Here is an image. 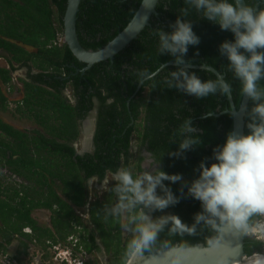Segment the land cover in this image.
<instances>
[{"label":"trees","instance_id":"obj_1","mask_svg":"<svg viewBox=\"0 0 264 264\" xmlns=\"http://www.w3.org/2000/svg\"><path fill=\"white\" fill-rule=\"evenodd\" d=\"M68 0H0V56L5 67H0V112L14 105V114L29 121L37 129L18 130L0 119V165H4L11 176L28 183L18 186L14 181L0 175V254L7 253L13 239L17 237L25 254L26 241L50 239L57 242L48 230L36 227L31 218L34 209L42 208L54 212V229L58 240L64 241L70 234V223L78 222L72 208L57 196L54 186L75 207L84 203L83 183L92 177L102 180L109 170L129 165L133 158L135 172L140 171L143 161L140 151L145 150L152 159H159L160 170L167 174H180L184 181L191 182L198 176V165L210 159L212 149L224 142L232 132V118L228 114L204 118L205 112L213 110L219 114L229 108L226 98L210 96L196 100L163 83L164 72L155 81L141 87L135 83L137 69H154L159 64L173 63L167 55L156 54L157 42L152 30L169 31L168 25L176 19L184 0H159L157 16L138 38L118 53L112 63L93 65L84 74L85 67L71 54L65 44L54 46L58 35L63 34V16ZM256 7H264V0H249ZM141 0H81L76 19V34L85 50H98L115 38L132 20ZM192 21L193 31L200 37V44L189 46L186 60L194 66L206 65L223 74L233 85L232 100L238 110L242 97L237 83L225 71L227 61L220 56L218 46L232 40V34L221 31L194 11L187 17ZM198 55H194L197 53ZM25 68V78L12 82V73ZM176 67L167 66V71ZM202 80L215 79L214 75L201 70H192ZM69 91L73 104L65 96ZM15 93L18 100L10 99ZM93 100L99 104L92 155L76 156L72 147L78 139V121L83 120L93 108ZM110 100V104L106 102ZM249 108L252 106L249 100ZM191 117L198 128L201 144L184 153V158H170L168 153L176 150L178 137L175 130L181 122ZM244 116V134L246 133ZM135 141L137 152L131 155ZM134 172V173H135ZM174 194L181 196V184L164 182ZM159 192V189L157 190ZM186 192V188L184 189ZM56 207L58 211H53ZM200 211V204L191 197L181 196L180 202L162 212L150 213L153 218L168 212L178 216L186 224ZM93 223L98 225L93 215ZM261 217H253L252 227ZM111 225L117 223L107 221ZM31 228L29 237L22 229ZM249 229V231L251 230ZM248 231V232H249ZM217 233L207 227L198 228L196 235L161 232L157 241L143 255H151L171 249L175 245L190 247L201 244L209 247ZM244 237V253L260 254L262 243ZM117 241V244H113ZM113 251L121 249L118 237L110 239ZM104 246L109 249L107 243ZM89 254L95 250L93 244L84 246ZM109 247V248H108ZM124 250H121L123 252ZM113 264H123L117 260Z\"/></svg>","mask_w":264,"mask_h":264},{"label":"clouds","instance_id":"obj_2","mask_svg":"<svg viewBox=\"0 0 264 264\" xmlns=\"http://www.w3.org/2000/svg\"><path fill=\"white\" fill-rule=\"evenodd\" d=\"M184 5L168 25L169 31L152 30L156 54L171 57L175 70L167 71L165 64L154 69H137L135 83L143 87L164 72L163 83L168 89L198 101L210 96L232 98L233 85L223 74L202 80L190 71L193 62L185 59L189 46L200 44V37L187 18L194 11L199 18L232 34V40L220 43L218 52L227 61L224 68L237 83L238 94L251 101L250 108L244 105L242 109L247 118L246 133L228 132L224 142L212 149L210 159L214 162L202 161L198 176L191 182L184 181L180 174L160 170L158 165L164 154L135 173L125 164L115 171L109 170L110 179L106 177L100 184L114 199L104 206L103 219L121 222L127 237L123 264H140L143 253L166 228L172 234L192 236L198 228L207 227L217 234L227 228L243 237L252 226V218L264 216V7L258 8L249 0H184ZM147 20L146 15L145 24ZM212 115L214 111L209 110L204 118ZM197 132L191 117L185 118L175 130L178 142L169 157L182 159L185 152L198 147L201 138ZM165 181L168 185L180 183L181 196L199 202L200 211L193 215L191 224L176 215L153 218L150 214L180 202L181 196L174 194Z\"/></svg>","mask_w":264,"mask_h":264},{"label":"water","instance_id":"obj_3","mask_svg":"<svg viewBox=\"0 0 264 264\" xmlns=\"http://www.w3.org/2000/svg\"><path fill=\"white\" fill-rule=\"evenodd\" d=\"M158 2L159 0H141L135 15L128 25L104 47L92 51L85 50L80 46L76 34V19L81 0H68L62 19L64 44L73 57L79 63L85 65L80 71L81 74H84L95 64L107 61L112 63L118 53L126 49L145 28L150 26L152 18L157 16L156 6ZM146 15L148 20L145 24L144 18ZM166 66L176 67L173 63H168ZM190 69L209 72L215 78L219 74L215 69L208 66L201 68V66L192 65ZM226 100L229 108L212 116L218 117L222 114H228L232 118V132L244 134L245 114L242 109L244 105H248L249 100L242 97L238 110L235 108L232 98H226ZM243 247L244 237L234 231L223 228V231L216 235L209 247L201 244L190 247L175 245L163 252L143 255L140 264H244V258L248 256L244 253Z\"/></svg>","mask_w":264,"mask_h":264},{"label":"flooded vegetation","instance_id":"obj_4","mask_svg":"<svg viewBox=\"0 0 264 264\" xmlns=\"http://www.w3.org/2000/svg\"><path fill=\"white\" fill-rule=\"evenodd\" d=\"M3 53V52H0ZM0 56H3L1 54ZM5 67V66H4ZM20 69L16 70L12 73V82L13 84L18 86L17 79L21 78L18 76L20 73ZM27 73V69L25 71ZM15 74V75H14ZM26 75V74H25ZM25 78V76L23 77ZM22 78V79H23ZM65 96L67 99L70 100V103L73 104L74 102L71 99L69 91H65ZM111 101L108 100L106 104H110ZM98 110H99V104L96 100H93V108L89 111L87 116L83 120L78 121V139L75 143H73L72 147L75 150L76 156H84V155H92L95 151L93 139L95 135L96 130V124H97V116H98ZM1 119V118H0ZM2 120V119H1ZM35 126V124H33ZM14 128V127H13ZM16 129V128H15ZM37 129V126L31 127L30 129L26 130H32ZM20 130V129H18ZM84 140V141H83ZM81 141L83 143L82 150H78V146H80ZM137 150V147H135ZM81 149V148H80ZM133 145H131L130 154L132 153ZM140 156L142 157L143 161L140 165L141 170H144L147 168L152 162L153 159L150 154H148L145 150L140 151ZM144 162H147L144 164ZM144 164V165H143ZM5 173H8L7 169L4 167V165H0V175L2 177H5ZM9 174V173H8ZM10 175V174H9ZM107 175H110V173H106L104 178L102 180H99L97 177H92L85 181L83 183L84 187V203L81 207H75L70 202L65 200V198L61 195L60 190L57 186H54L55 193L59 198H61L63 201H65L71 208L76 218L79 219V221L76 223L71 222L70 223V234L66 237L64 241H59V235H63V233H57L54 229L53 223H54V212L48 210V209H34L31 212V218L34 220L36 227L40 228L41 230H48L51 235L57 239V242H65L70 237L75 238L79 241L80 245L85 249L84 246L88 244H93L95 247V250L92 252V254H88V260L87 264H113V261L115 259V252L118 253V256H116L117 260H121L123 256V252L121 250H124L125 242L127 237L124 235L121 227H120V221L114 220L117 223L110 224L106 222L103 219V208L104 206L112 203L114 197L111 193L107 191H103L101 189V182L107 177ZM12 179L15 180V183L18 186H27L28 183L24 180L17 178L15 176H11ZM53 211H58L56 207H53ZM168 213V212H166ZM47 214L48 219L45 220L42 218L43 215ZM169 214V213H168ZM93 215L96 217L98 221V225L93 223ZM26 230L29 231V233L25 232ZM22 233L33 237L34 233L31 230V228H24L22 229ZM115 236L118 237V241L121 244V249H118L116 251H113L112 242H110L111 238H114ZM14 239L15 242H17L18 249L17 252L22 251V247L20 245V242L18 240L19 237L15 236ZM53 242L50 239H44L41 241L36 240L35 238H31L30 241H26L25 243L27 245L26 253L30 250V248H46L47 243ZM104 243H107L109 249H107L104 246ZM117 244V241H115L113 244ZM11 245V244H10ZM15 253V254H16ZM24 254H20L18 256H22Z\"/></svg>","mask_w":264,"mask_h":264},{"label":"built area","instance_id":"obj_5","mask_svg":"<svg viewBox=\"0 0 264 264\" xmlns=\"http://www.w3.org/2000/svg\"><path fill=\"white\" fill-rule=\"evenodd\" d=\"M63 44V34L58 35L53 45L60 47ZM25 232L29 233L28 230ZM87 260L86 250L73 237L63 243L49 242L45 249L30 248L22 256L0 254V264H87Z\"/></svg>","mask_w":264,"mask_h":264},{"label":"rangeland","instance_id":"obj_6","mask_svg":"<svg viewBox=\"0 0 264 264\" xmlns=\"http://www.w3.org/2000/svg\"><path fill=\"white\" fill-rule=\"evenodd\" d=\"M1 55V54H0ZM5 61L3 58L0 57V67H4L5 66ZM18 74L19 77L23 78L26 74V72L20 71V73H15ZM14 74V75H15ZM21 95H17L15 93H12L9 97L10 99L13 100H18L20 98ZM14 105L10 104L8 107V110L6 112L1 113L0 112V118L2 119L3 122L11 125L12 127L16 128V129H20V130H26V129H30L31 127H35L33 125V123L26 121L25 119L20 118L19 116H17L16 114H14ZM84 141V140H83ZM84 143V142H83ZM82 141L80 146H78V150H82V145H83ZM133 145V150L131 155H136V143L135 141L132 142ZM82 146V147H81ZM81 148V149H80ZM147 162H144V164H146ZM143 164V165H144ZM133 172H135V167H134V162H133V158L129 161V165H128ZM5 178L10 179L11 181H14V179H12L11 175H9L8 173H5ZM107 178L110 179V175H107ZM168 213H164L162 215H165ZM43 219L47 220L48 219V215L45 214L42 216ZM247 237L250 239H255L258 240L260 242H262V250L260 254H264V216H261V221L258 222L257 226L252 227V230H250L247 233ZM18 249L17 246V242L14 241V239L11 242V245L7 247V253L9 255H15L16 250ZM253 255H257V253H254Z\"/></svg>","mask_w":264,"mask_h":264},{"label":"bare ground","instance_id":"obj_7","mask_svg":"<svg viewBox=\"0 0 264 264\" xmlns=\"http://www.w3.org/2000/svg\"><path fill=\"white\" fill-rule=\"evenodd\" d=\"M244 264H264V254H257L244 258Z\"/></svg>","mask_w":264,"mask_h":264},{"label":"crops","instance_id":"obj_8","mask_svg":"<svg viewBox=\"0 0 264 264\" xmlns=\"http://www.w3.org/2000/svg\"><path fill=\"white\" fill-rule=\"evenodd\" d=\"M0 54H3V56H6L4 53H0ZM21 71H23V72H25L26 71V69L25 68H22V69H20Z\"/></svg>","mask_w":264,"mask_h":264}]
</instances>
